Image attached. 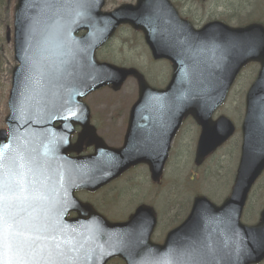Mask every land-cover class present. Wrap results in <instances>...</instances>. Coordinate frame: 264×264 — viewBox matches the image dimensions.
I'll return each instance as SVG.
<instances>
[{"label":"water","instance_id":"water-1","mask_svg":"<svg viewBox=\"0 0 264 264\" xmlns=\"http://www.w3.org/2000/svg\"><path fill=\"white\" fill-rule=\"evenodd\" d=\"M147 1L139 0L137 7H122L115 13L107 15L105 26L112 31L121 23L135 26L137 16L143 12L145 6L149 5L146 4ZM160 1L165 3V0ZM82 3L91 8L84 9L81 19L76 18L73 22V31L75 33L86 28L89 33L76 42L75 49L79 52L76 59L77 61L79 58L86 60L91 72L89 81L84 79V83H87L84 86L79 85L80 80L83 79L82 74L78 73L77 63L75 71L77 91L79 92L76 97L79 98L92 88L96 90L105 84L102 83L105 80L103 71L97 68L94 63V51L97 48V39H94V36L102 22V16L99 13L102 0H18L15 15V53L20 66L14 70V79L16 77V80L10 104L18 106L22 103H33L39 91L38 79L41 78V71L45 73L46 79L52 81L53 69L48 65L43 67L44 57L50 53L49 58H51L53 43L58 44L62 34L65 33L63 23L66 15L76 12ZM165 11L167 8L163 7L160 12L164 14ZM194 33V43L174 48L172 51L175 63V81L170 89H174L184 73H186L184 79L197 81L196 96L187 103L188 106L185 105L182 108L179 117L193 115L198 123L204 129L206 128L207 133L215 136L217 134L214 133H219V128L213 129L210 115L224 100L241 68L252 61L259 62L262 66L259 77L248 95L247 117L243 127V154L236 184L232 196L223 206V208L233 206L237 211L236 251L232 260L221 262V264H257L264 259V213L262 223L253 228L239 225L238 219L253 182L264 169V28L260 25H252L245 29L233 30L222 24L214 23L205 27L201 32ZM189 34L191 33L189 32ZM88 43H90V47L85 50ZM152 49L156 57H169L166 48L152 46ZM72 70L71 65L70 73ZM37 75L39 77L36 79ZM147 88L146 84L141 81V91H146ZM28 118V116H21L12 123L13 134H19L22 140L21 132L29 129ZM227 131L228 133L223 137L219 134L218 138L221 137L212 144L203 136L198 150L200 155L207 154L206 147L212 146L211 148L215 149L221 145L232 134V128L226 129ZM0 141L1 144L5 142L2 134ZM4 147L2 145L0 151ZM22 147L24 150L16 151L11 161L8 160L5 152H0L4 165L3 229L7 236L15 234V240L9 244L23 239L24 236L20 235L21 233L29 235L35 230L33 225L37 227L45 225L50 231H55L65 224L59 213L55 211L53 201L50 204L44 201V199L51 200V195L50 193L46 195L48 198L43 196L42 188L38 182L37 169L35 164L31 166L30 163V156L33 154L30 155L25 151L26 143H23ZM103 148L104 151H110L104 146ZM98 150L101 152L100 148ZM120 172L111 179L117 177ZM86 178V176H75V188H89L86 186ZM109 178L110 174L107 176V180ZM141 216L151 217L146 212H141L135 220ZM130 222L127 225L115 227L105 223H102L101 226L107 231L108 237L115 233L135 235L130 231L133 219ZM66 228L69 230L79 229V224L67 225ZM148 239L149 235L140 237L138 251L123 254L128 264H135L140 259L154 260L164 256V250L149 247ZM144 244L145 248H143Z\"/></svg>","mask_w":264,"mask_h":264},{"label":"rangeland","instance_id":"rangeland-1","mask_svg":"<svg viewBox=\"0 0 264 264\" xmlns=\"http://www.w3.org/2000/svg\"><path fill=\"white\" fill-rule=\"evenodd\" d=\"M108 1L109 4H112L113 7H116L120 2L131 0ZM183 1L184 0H181L183 10L182 13L184 14V16L192 18L198 26H202L205 23L213 20H226L233 26L241 25L236 22L237 19L239 20V23H246L252 19L256 20L259 15L261 16L262 20H264V0H209L206 3H201L200 0H185L188 1L187 3ZM2 2H4L5 4H9L10 8L8 13H3L0 16V129L4 128V117L8 110L7 102L9 91L11 89V74L15 66L13 57V45L12 42L9 43L7 41V33L10 32L12 36L13 15L16 0H0V6ZM8 26L9 28L7 29ZM133 39L134 44L131 46H123L121 43H118V45L114 47H111L110 45V51H107L106 54H110V52L114 53L112 55L113 59H117L122 63L141 68L142 73L145 75L147 81L150 84L162 82L163 80L165 81V79L167 80L169 71H167V74L165 75V71L168 69L166 63L152 61L149 58L150 53L142 42V39H140V42H136L135 37ZM105 58L106 57H100V59L103 61L105 60ZM256 71L257 68L254 69L253 74L251 73L252 76H247V73H244L240 77H238L230 94L231 101L224 108V111L234 120V123H236V125L242 124L245 111L246 94L249 87L253 83L254 74L256 73ZM98 95H107L108 98L110 97L108 92H102ZM125 96L134 98V96L130 95L129 93L125 94ZM193 134L194 133H192V135ZM229 148L233 149V146H228L226 150ZM226 150L225 152H227ZM234 150L235 155H228L227 159L221 163V172L219 175L214 171V169H211L206 177L203 176V178L198 183L189 182L190 185H187L188 172L192 168L195 171H197L198 169H195L192 163L191 168L190 166H188L187 161H184L183 165L180 167V170L174 172L173 179L171 180L166 190L165 196L163 198L160 197L156 200L155 210L157 215L159 216V214H163L164 211L167 210V208L171 207L174 204H179L182 208V211L186 210L185 213L188 212L192 200V193L189 192H191L193 188L195 191L198 190L203 194L209 196L215 202L220 203V201L225 198L230 191L234 172L238 166L240 145H235ZM223 153L224 151L218 155L221 156ZM184 155L186 154H183L180 157ZM187 157L190 158L191 155L187 154L186 158ZM198 174L201 175L202 173L198 172ZM184 186H187L186 189L183 188ZM119 202L120 201H118V203ZM263 205L264 177L261 179V181L258 183L251 194L249 205H247L246 208L245 224H252L257 221L258 213L261 211ZM122 206L123 204L119 205V207ZM172 222L173 220H168L167 222H165V224L162 225V228H165ZM165 231L166 229L163 230V232ZM155 240H158V238Z\"/></svg>","mask_w":264,"mask_h":264},{"label":"snow or ice","instance_id":"snow-or-ice-1","mask_svg":"<svg viewBox=\"0 0 264 264\" xmlns=\"http://www.w3.org/2000/svg\"><path fill=\"white\" fill-rule=\"evenodd\" d=\"M3 159H2V153H0V250H2L7 244L10 242H13L15 240V234L12 236H7L3 229V218H4V179H3ZM36 232L41 231V229L35 225L32 226ZM20 235L24 236L23 239L17 241V243L20 244V246L25 248H31L33 247L37 241L39 240H54L55 237L51 236H39V235H24L21 233ZM58 247V245H57ZM0 264H5V261L3 259H0ZM163 264H170L169 261H164Z\"/></svg>","mask_w":264,"mask_h":264},{"label":"flooded vegetation","instance_id":"flooded-vegetation-1","mask_svg":"<svg viewBox=\"0 0 264 264\" xmlns=\"http://www.w3.org/2000/svg\"><path fill=\"white\" fill-rule=\"evenodd\" d=\"M118 118V117H117ZM190 122H193L190 120ZM194 123V122H193ZM192 123V124H193ZM196 127V124H193ZM100 130L103 134V136H105L106 139L112 141V142H119L121 140V137L117 134V132L115 131V126L114 123L108 119V114H104L100 120V124H99ZM197 129V127H196ZM196 130L194 128H191L190 132L188 133L189 135L192 133H195ZM201 132L200 129L197 130V133L199 134ZM120 181V180H119ZM119 181L117 182V184H113L111 187H109L107 189V194L114 196L116 198H119L122 196L123 191H124V187H122L119 184ZM152 188H148L146 190L147 195L149 197H154V192H152ZM131 203V201H129Z\"/></svg>","mask_w":264,"mask_h":264},{"label":"bare ground","instance_id":"bare-ground-1","mask_svg":"<svg viewBox=\"0 0 264 264\" xmlns=\"http://www.w3.org/2000/svg\"><path fill=\"white\" fill-rule=\"evenodd\" d=\"M113 8V5H112V7H111V9ZM3 14V12L2 11H0V16ZM0 20H1V17H0ZM127 39V38H126ZM132 44H129L128 42H127V40H125L124 41V46H131ZM133 92V93H132ZM130 94V95H133L134 96V93H135V91H133V87L131 86L130 88H129V90H128V92H127V94ZM129 97V96H128ZM122 100V99H121ZM138 171V169L137 170H135V172H137ZM138 183H140V184H142V179L138 176V174L137 173H135L134 175H132V180H131V185L133 186V185H136V184H138ZM154 191V190H153ZM152 191V192H153ZM132 198H140V196H138V191L137 190H133L131 193H130V199H132ZM130 199H128L127 200V202L125 203V205H124V208L127 210L128 208H129V206H130V203H129V200Z\"/></svg>","mask_w":264,"mask_h":264}]
</instances>
